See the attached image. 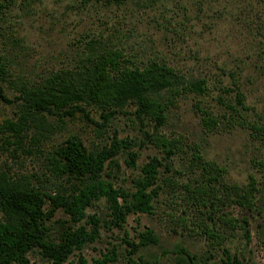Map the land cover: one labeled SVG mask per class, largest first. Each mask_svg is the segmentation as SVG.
Returning a JSON list of instances; mask_svg holds the SVG:
<instances>
[{"label":"rangeland","instance_id":"obj_1","mask_svg":"<svg viewBox=\"0 0 264 264\" xmlns=\"http://www.w3.org/2000/svg\"><path fill=\"white\" fill-rule=\"evenodd\" d=\"M102 45L122 47L138 64L161 59L184 79L206 77V94L179 96L159 130L195 142L205 158L226 169L222 182L227 185H244L252 174L256 203L246 211L234 201L232 189L224 191L218 184L217 196L212 197L215 209L209 212L207 200L202 204L198 194L184 187L196 184V174L185 171L183 156L174 155L168 169L157 166L156 182L145 188L151 195L149 211L132 209L119 226L104 197L93 200L86 211L96 215L98 235L69 253L63 264H125L127 257L137 255L171 261L186 259L183 250L192 255L194 264H220L224 251L236 264H264V144L247 127L227 119L221 118L211 129L203 128L196 108L199 104L219 115L225 109L221 97L235 103V88H239L247 116L264 123V0H124L118 4L15 0L0 14V58L10 79L0 85L4 94L0 96V119L18 112L22 98L14 86L16 76L38 80L52 69L78 65L84 55ZM225 86L231 90H224ZM81 105L83 109L72 112L42 110L45 122L38 118L26 130V150L11 146L2 150L1 166L16 172H40L42 153L71 135L89 149L115 141L118 148L111 157L117 162L105 161L103 177L110 178L129 198L135 179L143 174L141 166L153 155L164 161L163 152L144 134L152 124L135 115L134 102L108 109ZM42 124L38 151L28 136ZM117 198L121 201L122 197ZM218 216L234 221L224 223ZM241 218L247 219L246 225ZM66 219L68 215L56 208L46 223L54 229ZM202 223L221 233V241L205 236L200 231ZM28 258L27 264H49L36 251L29 252Z\"/></svg>","mask_w":264,"mask_h":264},{"label":"trees","instance_id":"obj_2","mask_svg":"<svg viewBox=\"0 0 264 264\" xmlns=\"http://www.w3.org/2000/svg\"><path fill=\"white\" fill-rule=\"evenodd\" d=\"M98 1L118 4L124 0ZM14 2L0 0V14ZM83 57L78 65L52 69L38 80L24 81L16 76L14 86L22 101L18 104L15 117L0 119V152L10 146L26 150L23 148L26 130L38 123V118L45 122L40 113L42 110L72 112L83 109L82 102L101 109L121 108L130 101L135 103V115L152 124V129L144 131V134L154 147L163 152L164 161L153 155L141 166L143 174L135 179V189L128 193L129 198L114 186L110 178L103 177L105 161L117 162L111 157L118 148L115 141L108 146L89 149L71 135L62 144L42 153L43 170L40 172H16L0 164V264H27L28 253L32 251L47 258L49 264H63L69 253L98 235V219L95 214L87 213L86 207L100 197L106 200L115 225L120 226L126 213L132 209L149 211L151 195L145 188L156 182L157 166L168 169L169 159L174 155L183 156L185 171L196 174V184L192 187L185 184L184 187L198 194L202 204H205L203 200H207L209 212L215 209L212 197L217 196L218 184L224 191L232 189L234 201L246 211L253 209L256 186L252 174H248L244 185L235 182L227 185L222 182L226 169L205 158L195 142L188 143L179 134L168 135L159 130L165 123L167 110L179 96L186 92L206 94L208 85L205 76L184 79L173 65L161 59H148L138 64L120 46L102 45L99 50ZM9 80V71L1 57L0 85L2 81ZM223 88L231 90L229 86ZM162 90L166 93L159 97L154 95ZM0 96L4 98L1 87ZM234 100L235 103H232L221 97L225 109L219 115H213L196 104L203 128L211 129L221 118L227 119L247 127L250 135L264 144V123L247 116L245 110L248 107L239 88H235ZM44 127L42 124L41 130L37 128L28 136L38 151L41 150L38 136ZM165 179L171 181L170 176ZM119 195L121 201H118ZM56 208H61L68 219L52 229L46 221ZM222 217L218 216L224 223L234 221L232 217ZM246 220L241 218L243 225H246ZM200 231L207 237H214L215 241H221L222 234L207 223H202ZM183 251L186 259L177 257L171 261H159L137 255L127 257L125 264H194L192 255ZM224 253L225 258L220 264L237 263L234 257L230 258L226 251Z\"/></svg>","mask_w":264,"mask_h":264}]
</instances>
